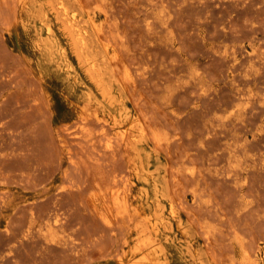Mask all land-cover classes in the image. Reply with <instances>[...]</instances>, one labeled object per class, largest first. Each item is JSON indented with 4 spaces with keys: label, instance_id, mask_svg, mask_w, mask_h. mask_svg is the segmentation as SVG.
Masks as SVG:
<instances>
[{
    "label": "rangeland",
    "instance_id": "rangeland-1",
    "mask_svg": "<svg viewBox=\"0 0 264 264\" xmlns=\"http://www.w3.org/2000/svg\"><path fill=\"white\" fill-rule=\"evenodd\" d=\"M0 264H264V0H0Z\"/></svg>",
    "mask_w": 264,
    "mask_h": 264
},
{
    "label": "bare ground",
    "instance_id": "bare-ground-1",
    "mask_svg": "<svg viewBox=\"0 0 264 264\" xmlns=\"http://www.w3.org/2000/svg\"><path fill=\"white\" fill-rule=\"evenodd\" d=\"M108 195V194H107ZM108 197V196H107ZM106 202V201H105Z\"/></svg>",
    "mask_w": 264,
    "mask_h": 264
}]
</instances>
